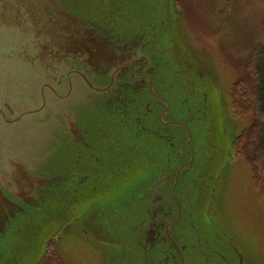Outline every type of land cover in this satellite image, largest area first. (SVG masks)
I'll return each instance as SVG.
<instances>
[{"label":"water","instance_id":"water-1","mask_svg":"<svg viewBox=\"0 0 264 264\" xmlns=\"http://www.w3.org/2000/svg\"><path fill=\"white\" fill-rule=\"evenodd\" d=\"M105 10L74 0H0V243L16 224L37 236L57 221L53 234L31 243L27 264H39L58 230L93 227L106 231L96 240L126 230L141 264H219L224 246L238 259L225 231L207 226L209 166L172 116L164 88L178 79L194 94L211 79L198 69L189 75L176 51L163 62L169 23L167 33L149 36L151 22ZM175 61L185 66L179 75ZM121 186H133L125 203L104 209ZM0 264H18L2 244Z\"/></svg>","mask_w":264,"mask_h":264},{"label":"rangeland","instance_id":"rangeland-1","mask_svg":"<svg viewBox=\"0 0 264 264\" xmlns=\"http://www.w3.org/2000/svg\"><path fill=\"white\" fill-rule=\"evenodd\" d=\"M74 1L80 5L91 3L103 14H108L107 9L119 20L151 22L149 36L167 33L169 26L165 22L169 23L173 29H169L171 39L164 35L169 52L163 62H173L171 54L176 51L186 57L189 75L194 69L207 73L211 81L198 82L194 94L191 90L188 93L178 79L177 83H167L166 99L172 116L191 130L201 164L209 166L208 190L214 210L210 219L207 217V226L210 230L214 224L220 226L239 255L234 260L224 246L226 258L219 264H238L240 260L242 264H264V190H256L250 167L233 148L234 140L247 129L250 119L236 117L229 98L233 83L243 75L240 63L262 49L255 71L264 84V0ZM181 62L175 61L178 75L185 68ZM170 70V80L176 79L175 71ZM92 121L101 127L97 117ZM132 190L133 186H121L118 196L102 200L103 208L122 206ZM82 213L88 216L91 210ZM19 221L20 218L13 224ZM56 223L49 221L37 236H32L26 223L14 225L0 243L4 255L13 254V261L27 264L32 257L31 243L41 238L43 231L53 234ZM112 229L109 239L96 240L105 237L106 231L93 227L91 236L100 237L94 236L93 241L87 240L90 232L79 235L74 230H58L53 240L63 264H141L143 253L126 230ZM46 258L44 264H49V256Z\"/></svg>","mask_w":264,"mask_h":264},{"label":"trees","instance_id":"trees-1","mask_svg":"<svg viewBox=\"0 0 264 264\" xmlns=\"http://www.w3.org/2000/svg\"><path fill=\"white\" fill-rule=\"evenodd\" d=\"M262 51L253 52L240 63L243 75L233 83L229 95L235 116L250 119L247 129L234 140L233 148L250 167L256 190H264V84L255 71ZM56 243L53 240L47 244L39 264H44L47 256L50 258L49 264H63Z\"/></svg>","mask_w":264,"mask_h":264},{"label":"bare ground","instance_id":"bare-ground-1","mask_svg":"<svg viewBox=\"0 0 264 264\" xmlns=\"http://www.w3.org/2000/svg\"><path fill=\"white\" fill-rule=\"evenodd\" d=\"M58 238V237H57Z\"/></svg>","mask_w":264,"mask_h":264}]
</instances>
